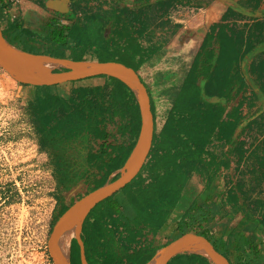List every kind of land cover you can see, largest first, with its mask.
Wrapping results in <instances>:
<instances>
[{
    "label": "trees",
    "instance_id": "obj_1",
    "mask_svg": "<svg viewBox=\"0 0 264 264\" xmlns=\"http://www.w3.org/2000/svg\"><path fill=\"white\" fill-rule=\"evenodd\" d=\"M89 4L90 0H74L72 9H82L84 16L81 19L75 18L71 11L64 14L65 20L71 21V24H53V29L48 26L50 30L46 35L36 38L38 42L33 41V33L25 32L30 45L40 43L47 45L48 50L43 51L41 47L34 50L26 47L27 45L16 46L29 53L57 58L112 60L101 59L97 51L94 52L95 56L90 53L93 48L105 51L110 49L102 48V45H105L102 38L94 36V33L100 30L99 26L94 29V22H99L103 15L90 13L87 7ZM117 15V21L111 30L112 35L106 44L112 43L110 37L125 39L124 47L120 46L118 40L114 41V47L110 51L123 50L125 54L121 59L113 61L125 63L138 72L146 59L145 51L140 42L138 43L136 33L126 32L119 24V18L125 19V22H135L138 19L134 16ZM54 22H57L56 19ZM262 31L263 28L256 25L253 30H249L246 37L243 34L223 37L218 41V53H208L206 48H202L205 59L192 64L170 103L162 105L159 110L150 95L154 118L150 153L135 178L115 194L100 201L86 216L81 239L88 264H145L158 249L151 240H147V236L155 235L166 225L192 175L196 174L202 178L205 189H208L218 177L219 171L228 168V156H216L206 147L216 139L232 141L237 123L232 122V116L225 117L226 104L234 100L242 88L244 90L245 81L240 61L257 43L263 41ZM2 34L8 38L3 31ZM16 38L7 40L14 44ZM68 49L69 53L66 52ZM262 68V63H253L251 74L255 76V84L264 92ZM95 77L105 78L104 84L83 86L75 85L81 80L75 81L66 98L57 93L56 85L33 86L34 95L27 104L37 144L51 160L52 174L56 182L55 193L59 198V206L52 215L51 228L70 205L63 202L62 193L71 190L82 179H88L86 192L116 179L118 174L111 177L110 175L123 166L138 136L140 117L132 90L117 78L104 75ZM214 96L223 99V102L208 100ZM263 116L264 112L255 117L254 125L263 120ZM161 118L162 126L157 129ZM112 126L114 131L109 128ZM253 130L257 134L261 132L257 128ZM90 174L93 175L90 177ZM254 189H247L242 181L236 182L227 191L225 205L230 207L232 215L243 211L245 219L240 227L252 225L264 230V221L259 220L261 213L264 214V206L249 202L250 192ZM118 193H121V196L116 199ZM124 202L128 204V210H131L132 214L128 215V210H119ZM101 203L103 205L95 210ZM201 211L199 222L210 218L207 208H202ZM256 220H259L258 225L255 224ZM187 221V218L181 220ZM186 230L210 233L202 224L190 222L186 227H178L175 231L177 233ZM215 237L224 246L230 263L234 264L229 258L228 250L232 237L228 235L225 240ZM246 245L243 241L239 264H259L261 251L257 245ZM74 248L79 259V247L72 240L69 249L71 264ZM78 262L80 264V260ZM169 264L213 263L202 254L182 252L175 254Z\"/></svg>",
    "mask_w": 264,
    "mask_h": 264
},
{
    "label": "crops",
    "instance_id": "obj_2",
    "mask_svg": "<svg viewBox=\"0 0 264 264\" xmlns=\"http://www.w3.org/2000/svg\"><path fill=\"white\" fill-rule=\"evenodd\" d=\"M73 2L74 0L69 1V11L67 13L71 11L74 13L75 18L81 19L84 16V12L80 8L72 9ZM48 3L49 5L51 4L50 0H20L17 4L0 0L1 31L5 32V30H8V38H10L8 34L12 35L10 39H15V36H17V41L14 44L18 45L19 43H28L26 31L31 33L36 31L30 26V23L35 19L38 21L43 20L48 15L52 18H49L51 21L48 19L46 24L48 23L47 25L51 26V29L55 28L53 23H55L56 16L61 15L64 18L65 16L48 6ZM53 5L57 8L61 7L59 0H55ZM87 7L90 13H96L99 16L103 15L98 22L100 30H97V37L100 36L103 40L102 43L105 44L102 45V48L107 47L110 50L114 47V41L117 40L120 42V46H125V39H118L115 36L110 37V42L112 43L106 44L109 36L112 35L111 30L117 21V14H120L121 17L134 16L138 19L135 22H125V19L119 18V24L126 29V32L136 33L138 43L140 42L141 47L145 51L146 59L139 67L138 73L146 84L147 90L149 91V87L151 88L152 94L149 91V95L154 98L158 110L162 105L170 103V100L174 97L172 95L176 94L192 64L205 59L206 55L201 52L202 48H206L205 50L208 53L210 51L218 53V41L223 37L238 34H243L246 37L249 30H253L256 25H260L264 31V0H90V4ZM65 23L70 25L71 21H66ZM131 25L133 28H131ZM46 34L44 33L43 35ZM33 41L38 42L37 39ZM69 51L70 49L66 52L69 53ZM121 51H118V53L123 57L125 53L123 50ZM256 61L262 63L264 71V39L257 43L256 47L251 52L246 53L244 58L241 59L240 68L245 87L244 90L242 88L238 95H235L234 100L226 104L225 117L230 118L232 116V122L237 123L233 130L232 141L227 142L224 139H216L206 147L210 153L216 156H228V168L219 171L218 177L208 189H205L202 178L196 174L192 175L183 188L176 206L177 209L173 212L175 214L171 215L166 225L161 227L155 235L149 234L147 236V240H151L154 246L162 247L163 245L161 246L160 244L167 242L171 236L170 234L173 236L174 231L178 228L176 226L178 222L183 218H187V223L202 224L210 233L222 237L224 240L230 235L232 238L228 246L229 258L234 264H239L238 259L243 253V241L247 244L246 246L256 241L255 244L261 251L260 256L263 257L264 230L252 225L246 227L242 225L240 227L239 225L243 224L245 219L243 211L232 215L230 207L225 205V198L229 188H232L236 182L242 181L247 189L249 187L255 188L250 192L249 202L253 204L259 203L262 204V207L264 206V116L263 120L257 121L256 125L253 122L255 117L264 112V92L255 84V76L251 74V65L257 63ZM167 74L172 76L168 78ZM161 76L166 80H171L168 94H164L161 87H159L158 81ZM263 76L264 72L262 79H264ZM104 82L105 78L103 77H89L75 85L98 86L103 85ZM71 86L72 84L69 86L60 85L55 90L59 95L66 98ZM245 90L250 91V103L253 101V104H248L242 110V93ZM202 94L204 95V91H202ZM253 95L254 98L252 99ZM209 99H214V102H223V99L215 96ZM162 123L163 119L161 118L157 124V129L162 126ZM109 128L114 131V126ZM255 128L261 132L257 134L253 130ZM244 134L248 138L247 147L242 153L236 154L235 146ZM259 160L262 163L258 162ZM240 163L241 165H239ZM117 170L110 177L117 174ZM235 170H237L236 174ZM91 175L93 174H90V177ZM196 183H198V188H196L198 190L196 192H194V189L190 191L193 186L195 187ZM88 184L87 178L82 179L74 186L73 190L63 193V202L71 204L85 194L86 191L80 192ZM189 191L190 195H188ZM68 193L69 198L67 197L66 201ZM181 198H183L182 202ZM116 199H119V197ZM187 203L190 204L189 207L183 209ZM202 208L208 209L210 218L199 222ZM128 209L126 202L119 207L120 211H127ZM127 214H132V211L128 210ZM173 218L176 219L175 223H172ZM259 220L264 221L263 213H261ZM259 220L255 221L256 225L259 224ZM75 232L74 230L69 244L74 239Z\"/></svg>",
    "mask_w": 264,
    "mask_h": 264
},
{
    "label": "rangeland",
    "instance_id": "obj_3",
    "mask_svg": "<svg viewBox=\"0 0 264 264\" xmlns=\"http://www.w3.org/2000/svg\"><path fill=\"white\" fill-rule=\"evenodd\" d=\"M49 18L52 17L47 15L43 20L35 19L30 23V26L36 30L32 34L35 39L51 29L48 23L46 24ZM56 21L53 24L60 25L66 22L61 15L56 16ZM94 23L95 29L99 24L96 21ZM7 32L8 30H5L4 33ZM97 32L94 33L96 37ZM8 35L12 38L11 34ZM19 45H27L26 47L34 50L41 47L43 51L49 48L40 43L37 45L19 43ZM95 51L101 59H121L120 54L115 51L93 48L90 53L95 56ZM161 75L164 76L162 73ZM167 75L168 78L172 76ZM170 81L162 76L158 81L164 94L169 93ZM150 89L149 87L151 93ZM34 91L33 86L21 85L0 70V264H49L46 242L50 233L52 215L59 206V198L55 193L56 182L52 174L51 160L39 148L30 122L27 104L33 98ZM197 185L198 183L190 191L194 189L196 192ZM62 195L64 196L63 193ZM118 196H121V193L116 195ZM67 197L69 198V193L66 195V201ZM102 205L103 203L99 204L95 210ZM189 205L187 203L183 209ZM175 222L176 219L173 218L172 223ZM186 225L187 222L180 220L176 226L186 227ZM72 261L73 264H79L75 248ZM259 264H264V255Z\"/></svg>",
    "mask_w": 264,
    "mask_h": 264
},
{
    "label": "water",
    "instance_id": "obj_4",
    "mask_svg": "<svg viewBox=\"0 0 264 264\" xmlns=\"http://www.w3.org/2000/svg\"><path fill=\"white\" fill-rule=\"evenodd\" d=\"M61 7H55L53 2L48 6L61 14L69 11L70 0H59ZM45 57V58H44ZM0 70L17 83L29 86H69L75 81L95 76H110L124 82L133 92L138 105L140 127L136 142L125 163L117 170L118 177L102 186L81 195L73 201L54 222L46 242V254L49 264H71L68 257L59 254L58 245L63 233L75 228L74 243L78 245L81 264H87L84 245L81 239L83 222L90 210L100 201L115 194L135 178L150 153L154 118L151 109V99L140 74L132 67L119 61H100L97 59L72 60L57 58L44 54H33L11 44L2 34L0 28ZM214 102V99H208ZM196 241L206 244L213 256L192 250L189 245ZM70 249V244H69ZM191 252L206 256L213 264H231L224 246L211 233L199 230L177 232L145 263L149 264L157 255L155 264H169L170 259L178 253Z\"/></svg>",
    "mask_w": 264,
    "mask_h": 264
},
{
    "label": "bare ground",
    "instance_id": "obj_5",
    "mask_svg": "<svg viewBox=\"0 0 264 264\" xmlns=\"http://www.w3.org/2000/svg\"><path fill=\"white\" fill-rule=\"evenodd\" d=\"M45 58V57H44ZM75 230V228H71L67 231H65L63 233V235L61 236L60 240H59V245H58V252L59 254H61L62 256L65 257V259H67L68 255H67V251H68V246H69V241L72 238V234L73 231ZM189 247L194 250V251H198V252H203L204 254L212 257L213 254L211 252V250L209 249V247L202 243L201 241H196L195 244H193L192 246L189 245ZM159 255H157L153 261L149 264H155L157 258Z\"/></svg>",
    "mask_w": 264,
    "mask_h": 264
},
{
    "label": "built area",
    "instance_id": "obj_6",
    "mask_svg": "<svg viewBox=\"0 0 264 264\" xmlns=\"http://www.w3.org/2000/svg\"><path fill=\"white\" fill-rule=\"evenodd\" d=\"M5 1L6 2H10L12 4H17V3L20 2V0H5ZM242 99H243V106H242L241 109L243 110V109H245L248 106V104H250V101H251V95H250V91L249 90L243 91ZM247 142H248L247 135L244 134L243 137H241L239 139V142L235 146V153L236 154L242 153L245 150V148L247 147V144H248ZM239 165H241V163ZM234 172L236 174L237 170H235Z\"/></svg>",
    "mask_w": 264,
    "mask_h": 264
},
{
    "label": "flooded vegetation",
    "instance_id": "obj_7",
    "mask_svg": "<svg viewBox=\"0 0 264 264\" xmlns=\"http://www.w3.org/2000/svg\"><path fill=\"white\" fill-rule=\"evenodd\" d=\"M87 187H88V186H87ZM87 187H86V188L84 187V189H83L82 192H80V193H83L84 191H86ZM65 204H67V203H65ZM81 231H82V230H81Z\"/></svg>",
    "mask_w": 264,
    "mask_h": 264
}]
</instances>
